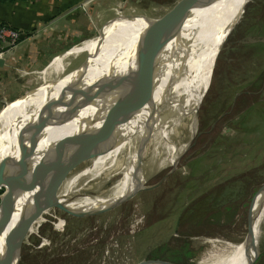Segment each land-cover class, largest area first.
I'll return each instance as SVG.
<instances>
[{
  "label": "rangeland",
  "instance_id": "374dc122",
  "mask_svg": "<svg viewBox=\"0 0 264 264\" xmlns=\"http://www.w3.org/2000/svg\"><path fill=\"white\" fill-rule=\"evenodd\" d=\"M177 1L135 0L133 11L124 14L156 19ZM108 27L101 28L102 35H111L117 28ZM229 31L209 82L212 54ZM214 32V49L200 67L201 83L206 87L196 91V95L203 97L196 115V136L177 164L150 179L145 189L131 199L100 214L71 215L52 206L43 210L27 230L19 264L80 263L76 258L82 253L87 254L85 264L143 261L248 264L251 261L252 258L223 262L206 252L212 246L225 250V257L230 259L239 249L251 248L244 240L248 237L249 210L264 191V0H249L242 7L239 0H228L214 22ZM98 34L101 35L92 37ZM86 57L83 53L71 59L55 81L52 75L45 79L41 74L32 75L24 96H31L44 81H53L47 84L55 85L51 89L53 93L42 106L56 98L74 81ZM32 89L35 90L27 92ZM168 102L129 118L110 132L96 134L94 143L88 145L84 169L93 172L96 177L93 181L99 183L88 185L94 188L91 191L84 188L80 194L92 195L124 178H133L138 169L145 172L148 164L162 158L157 153L161 144L171 142L173 135L177 144L187 139L192 114L181 121L180 133L169 135L168 124L176 121L167 110ZM64 110L58 108L56 113L61 115ZM183 122L187 130L182 129ZM25 124L22 122V127ZM111 132H115L112 138ZM91 134L83 129L68 145L58 147L56 158L78 148L83 137ZM116 136L119 138L115 139ZM123 136L132 140L127 154L121 152ZM79 157V153L75 154L73 161ZM258 223L262 227L259 255L253 264H264V195L257 203L255 225ZM205 238L217 240H212L209 246L201 242Z\"/></svg>",
  "mask_w": 264,
  "mask_h": 264
},
{
  "label": "bare ground",
  "instance_id": "6f19581e",
  "mask_svg": "<svg viewBox=\"0 0 264 264\" xmlns=\"http://www.w3.org/2000/svg\"><path fill=\"white\" fill-rule=\"evenodd\" d=\"M227 2L228 0H205L202 6L192 10L177 35L164 47L160 55L147 67L144 73L146 77L149 74H153L152 89L147 93V97L151 96L149 101L143 108L127 118L128 120L129 118L137 117L169 101L167 110L173 120L176 121L168 124L169 135L171 132L180 133L181 127L179 125L181 121L188 117L189 114H192L193 123H191L192 127L189 134L187 131V139L185 138L184 142L177 144L173 135L171 142L161 144L157 150V153L162 154V158L157 162L153 161V163L148 164L145 172L142 173V168L138 169L134 173L133 178H124L113 186L98 189L96 192L94 191V194L84 196L79 192L84 190V188L88 190L94 188L93 186H88L90 184L99 183L98 181H93L96 178L93 172L84 169V162L88 155L90 144L94 143L96 134L102 131L100 130L102 119L105 115L115 112L116 102L121 96L130 99L133 95L130 88L108 92L97 98L92 97L93 95L89 93L77 102L78 109L75 112L74 119L63 123L49 124L41 133V140L38 142L37 149L31 159L32 164H38L37 181L31 192L18 198L15 213L7 225L5 234L12 230L25 210L32 209L42 198L58 200V204L66 208L71 214L97 215L117 207L127 199H131L134 196L132 195L133 193L145 189L150 179L176 165L177 160L188 150L197 131L196 115L203 97L196 95V91L199 87H206L205 84L201 83L202 74L200 67L209 59L214 49V22ZM246 2L247 0H239L241 7ZM148 19L143 17L127 23L115 31L102 44L96 65L94 66L92 61L91 64L87 65L88 68L86 67L87 71H85L81 82L83 88L93 82L96 83L100 78L106 76V73L111 68H114L109 75L112 77L119 71L123 73L127 69L130 70V67L125 66L130 62L128 61L129 59L132 60L138 39L148 25ZM228 24L229 20L226 30L228 29ZM99 33L101 34L100 38H102V32L99 31ZM223 34L221 36L222 40ZM100 38L96 40V43L101 42ZM97 56L98 53L92 58ZM53 87H55L54 84L51 86L44 84L41 88H37L31 96L23 95V97L13 102L10 101L2 107L5 110L0 114V159L4 157L18 159L17 136L18 132L23 128L22 122L27 124V122L37 120V114L42 108V104L51 92L53 93L51 90ZM94 89H91L90 92L92 93ZM61 115H65V110ZM26 116H28L27 121L25 119ZM83 129L92 134L88 137L84 136L80 145L78 144V148L69 149L58 158L46 164H40L46 151L65 143ZM182 129L187 130L185 122L182 123ZM107 132H110V129L104 130V134ZM114 133L111 132L110 136H112L110 138L113 137ZM114 138L117 139L119 136ZM124 140L123 153L127 154L130 141L132 140L126 138V136ZM164 152L165 154H163ZM78 153L80 155V163H75L73 170L70 171L73 156ZM168 161L170 164L167 163ZM263 195L264 191L255 200L251 224L252 236H246L244 239L248 241L251 248L246 250L239 249L233 258L228 259L223 253L225 250L222 251L209 245L212 240H217L216 238H205L201 242L210 246L206 253L223 262L228 260L244 262L249 261L251 258V261L253 260L262 229L259 223L255 225L257 203ZM127 196L129 197L126 199ZM2 240L3 236H0V255L3 249Z\"/></svg>",
  "mask_w": 264,
  "mask_h": 264
},
{
  "label": "water",
  "instance_id": "95a60500",
  "mask_svg": "<svg viewBox=\"0 0 264 264\" xmlns=\"http://www.w3.org/2000/svg\"><path fill=\"white\" fill-rule=\"evenodd\" d=\"M204 1L205 0H178L172 8L161 17L148 19V25L141 37L138 39L132 60L129 59L128 61L130 62H128L125 66L130 67V70L127 69V71H124L123 73L119 71L112 77L109 75L112 73L114 68H111V70L106 73V76L100 78V80L96 83L93 82L91 85L83 88L81 82L84 73L88 68L87 60L84 61V65L78 69L80 72L75 74L74 81L70 82L56 98L45 102L37 114V120L34 122H27L20 132H18V159L15 160L12 157H4L0 159V186L5 189L4 194L0 199V236H3V249L2 254L0 255V264H19L27 230L33 220L43 210L52 206L71 214L66 208L58 204V200L53 198H42L33 206L32 209H28L27 211L25 210L12 230L5 234L7 225L15 213L18 198L31 192L37 181L39 171L38 164H32L31 159L37 149L38 142L41 140V133L43 130L49 124L63 123L74 119L76 115L75 112L78 109L77 102L89 93L93 95L92 97L97 98L102 94L124 88H130L131 93L133 92L130 99L121 96L116 102V106L114 108L115 112L103 117L100 129L102 131L119 126L125 122L130 115L143 108L151 97H147V93L151 91L153 85V74H149L148 77L144 75L147 67L155 61V59L163 51L164 47L177 35L185 21L189 18L192 10L202 6ZM230 31L227 33L219 49L212 54L210 60L211 72L209 82L218 54ZM93 88L95 89L91 93L90 91ZM35 89L27 92H32ZM22 95L19 97H23ZM19 97L11 100V102ZM58 108L65 109V115H57L56 112ZM4 110L5 109L2 108L0 110V114ZM195 136L196 134L193 136L192 141ZM134 194L135 193L132 195ZM129 196H127L126 199ZM253 208L254 206H252V209L250 208L248 215V237L252 236L251 224L253 218ZM258 255L259 252L255 248V257L250 264L255 262ZM140 264L171 263L162 261H143Z\"/></svg>",
  "mask_w": 264,
  "mask_h": 264
},
{
  "label": "crops",
  "instance_id": "0c3cea01",
  "mask_svg": "<svg viewBox=\"0 0 264 264\" xmlns=\"http://www.w3.org/2000/svg\"><path fill=\"white\" fill-rule=\"evenodd\" d=\"M134 4L135 0L0 1V23L16 28L24 34L23 40L14 52L15 66L19 71L28 73L27 76L23 72L12 74L11 68L14 65L12 64L11 67L7 61L0 62V83H2L0 84V95L3 93L7 101L21 96L25 93L24 88L27 86L24 84L25 81L30 83L29 78L37 73L41 74L42 79L52 75L55 81L65 70L61 71V68L83 53L87 54L84 61L87 60L88 64L93 61L95 66L101 45L114 32L111 35L106 33L102 35V38L99 34L96 37L92 36L101 32L103 26H109L108 28L117 26V31L127 23L145 17L124 14L133 11ZM158 4L163 5L160 2ZM115 9L120 10L122 15L119 16ZM99 38L101 42L96 43ZM97 53L98 56L92 58ZM15 78L17 80L13 83L11 80ZM53 81L44 82L47 85ZM42 86L44 84L39 87ZM0 104H2L1 100ZM73 137L58 147L68 145ZM58 147L46 151L40 164H46L56 158ZM53 149L55 150L50 155H46ZM75 163H80L79 159L72 162L71 169Z\"/></svg>",
  "mask_w": 264,
  "mask_h": 264
},
{
  "label": "built area",
  "instance_id": "2783aa9c",
  "mask_svg": "<svg viewBox=\"0 0 264 264\" xmlns=\"http://www.w3.org/2000/svg\"><path fill=\"white\" fill-rule=\"evenodd\" d=\"M118 15H122V12L120 10H116ZM24 38V34L22 32H20L18 29L13 28L9 25H5V24H0V62H6L9 64V66L12 64L14 65L11 68V73H22L23 71H19L18 68L15 66L16 64V60H15V56H14V52L16 50V48L19 46V44L21 43V41ZM23 74L25 76L28 75V73L23 72ZM37 75H39V73H37ZM16 78L12 79L11 81L13 83L16 82ZM18 82V81H17ZM28 83V81H25V84ZM2 84V83H0ZM0 100L2 103V107L8 103L7 98L5 97V95L2 93L0 95ZM4 187L0 186V199L2 197V195L4 194Z\"/></svg>",
  "mask_w": 264,
  "mask_h": 264
},
{
  "label": "flooded vegetation",
  "instance_id": "af4514ba",
  "mask_svg": "<svg viewBox=\"0 0 264 264\" xmlns=\"http://www.w3.org/2000/svg\"><path fill=\"white\" fill-rule=\"evenodd\" d=\"M77 252H79V251H77ZM87 254H85V253H82L80 256H77V258H76V260L77 261H80V263L79 262H75L74 264H85V256H86Z\"/></svg>",
  "mask_w": 264,
  "mask_h": 264
},
{
  "label": "trees",
  "instance_id": "16d2710c",
  "mask_svg": "<svg viewBox=\"0 0 264 264\" xmlns=\"http://www.w3.org/2000/svg\"><path fill=\"white\" fill-rule=\"evenodd\" d=\"M0 1H6V0H0ZM2 25V23H0ZM121 152H123V149H121Z\"/></svg>",
  "mask_w": 264,
  "mask_h": 264
}]
</instances>
